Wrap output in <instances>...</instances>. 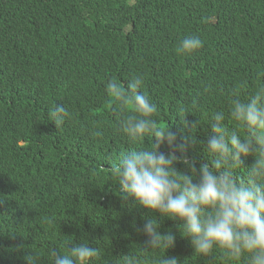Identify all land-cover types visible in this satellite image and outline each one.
<instances>
[{
    "label": "trees",
    "instance_id": "trees-1",
    "mask_svg": "<svg viewBox=\"0 0 264 264\" xmlns=\"http://www.w3.org/2000/svg\"><path fill=\"white\" fill-rule=\"evenodd\" d=\"M188 35L203 47L177 55ZM261 73L264 0H0V264H25L33 251L50 264L48 252L66 251L69 241L97 247L94 264H119L129 252L144 259L146 237L133 225L159 213L131 207L115 192L110 169L131 145L115 131L121 114L106 89L110 79L124 88L142 75L158 126H170L199 166L213 135L204 121L223 111L233 123L231 100L254 94ZM56 103L70 113L59 128L48 115ZM178 105L195 113L182 122L172 114ZM133 112L129 103L123 115ZM160 151L174 149L165 143ZM242 159L245 168L254 161ZM176 223L164 217L159 229L176 234L175 247L149 257L247 264L217 250L198 256Z\"/></svg>",
    "mask_w": 264,
    "mask_h": 264
},
{
    "label": "clouds",
    "instance_id": "clouds-1",
    "mask_svg": "<svg viewBox=\"0 0 264 264\" xmlns=\"http://www.w3.org/2000/svg\"><path fill=\"white\" fill-rule=\"evenodd\" d=\"M202 47L198 36L188 35L175 51L188 56ZM143 88L142 75L128 79L124 88L115 78L106 84L121 114L115 131L131 145L110 169L111 180L118 185L115 192L131 207L159 213V218L144 215L141 227L133 225L146 237L139 244L144 259L129 252L120 257L119 264H145V260L149 264H180L175 255L148 256L149 250L167 252L175 247L176 234L171 229L165 233L159 230L164 217L177 222L180 236L190 241L198 256L210 257L217 250L228 260L247 257V264H264V84L247 99L236 96L231 100L228 116L233 123L223 111L211 113L204 121L211 124L213 135L204 147L207 162L199 166L187 157L184 144L176 145L177 136L170 126H158L154 116L157 104ZM129 103L134 112L125 117ZM189 112L195 113L178 105L172 114L183 122ZM48 115L59 128L70 113L56 103ZM140 142L147 146H137ZM165 143L174 151H160ZM249 156L254 161L245 168L242 158ZM177 164H183L186 171L178 170ZM69 243L64 252L57 248L48 252L50 264H94L101 256L100 250L88 243L71 242V247ZM41 259L35 251L24 257L25 264H40Z\"/></svg>",
    "mask_w": 264,
    "mask_h": 264
}]
</instances>
